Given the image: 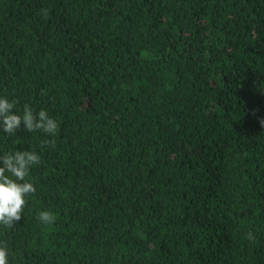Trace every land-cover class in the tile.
Here are the masks:
<instances>
[{
  "label": "trees",
  "instance_id": "1",
  "mask_svg": "<svg viewBox=\"0 0 264 264\" xmlns=\"http://www.w3.org/2000/svg\"><path fill=\"white\" fill-rule=\"evenodd\" d=\"M0 97L59 125L9 264H264V0H0Z\"/></svg>",
  "mask_w": 264,
  "mask_h": 264
},
{
  "label": "clouds",
  "instance_id": "2",
  "mask_svg": "<svg viewBox=\"0 0 264 264\" xmlns=\"http://www.w3.org/2000/svg\"><path fill=\"white\" fill-rule=\"evenodd\" d=\"M47 16V10H42ZM16 100L0 97V132L9 136L18 130L42 132L49 137H54L59 130L58 123L51 118L47 111L34 112L30 105L23 106L22 114L14 112ZM264 126V120L261 121ZM55 144V140L42 141L46 146ZM41 163V157L32 150H17L0 155V225L7 228L14 227L22 219V213L27 204V197L36 192V188L27 178L33 166ZM41 223L48 225L55 221V216L49 211L38 214ZM246 239L253 240L254 234L248 232ZM7 247L0 245V264H9Z\"/></svg>",
  "mask_w": 264,
  "mask_h": 264
}]
</instances>
